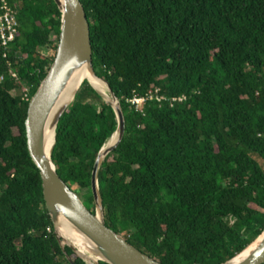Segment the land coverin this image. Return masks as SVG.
Instances as JSON below:
<instances>
[{
	"label": "trees",
	"instance_id": "trees-1",
	"mask_svg": "<svg viewBox=\"0 0 264 264\" xmlns=\"http://www.w3.org/2000/svg\"><path fill=\"white\" fill-rule=\"evenodd\" d=\"M7 1L20 26L0 57V264H85L56 239L24 129L61 12L53 0ZM80 1L95 73L126 121L99 171L106 226L162 264L233 258L264 230V0ZM156 89L187 100L150 101L144 114L128 101ZM117 125L84 81L56 127V172L93 212V165Z\"/></svg>",
	"mask_w": 264,
	"mask_h": 264
},
{
	"label": "water",
	"instance_id": "water-1",
	"mask_svg": "<svg viewBox=\"0 0 264 264\" xmlns=\"http://www.w3.org/2000/svg\"><path fill=\"white\" fill-rule=\"evenodd\" d=\"M61 12L59 42L54 61L41 81L36 93L27 105L24 121L26 149L30 159L39 170L42 180L43 199L47 212L54 226V233L60 247H69L85 264H162L142 253L123 236L106 226L104 207L99 187V171L105 157L113 151L124 137L126 121L119 98L112 91L108 81L95 73L92 62V43L90 24L80 0H53ZM84 70H90L106 86V93L98 91L89 81H81L69 103L59 101L65 91L73 85ZM86 81L109 102L115 112L117 129L98 152L91 174V190L95 203L94 212L84 205L81 198L72 191L56 172L52 153L56 145L55 131L57 124L67 107L74 100L81 84ZM53 132L50 150L46 146V132ZM64 220L90 243V260L84 257L76 246L67 242L57 232V227ZM253 246V248H251ZM71 264L72 259L67 256ZM221 264H264V230L261 235L243 251Z\"/></svg>",
	"mask_w": 264,
	"mask_h": 264
},
{
	"label": "built area",
	"instance_id": "built-area-1",
	"mask_svg": "<svg viewBox=\"0 0 264 264\" xmlns=\"http://www.w3.org/2000/svg\"><path fill=\"white\" fill-rule=\"evenodd\" d=\"M19 21L16 10L8 3L7 0L0 1V57L7 59L10 52L13 50V44L16 41L19 31ZM16 77V74H13ZM26 97L27 94H26ZM185 95L177 97H167L160 94V90H150L145 96L135 95L128 101L135 106L138 112L144 114V105L150 101H156L158 104L165 102L169 103L171 107L175 104L186 102Z\"/></svg>",
	"mask_w": 264,
	"mask_h": 264
},
{
	"label": "bare ground",
	"instance_id": "bare-ground-1",
	"mask_svg": "<svg viewBox=\"0 0 264 264\" xmlns=\"http://www.w3.org/2000/svg\"><path fill=\"white\" fill-rule=\"evenodd\" d=\"M89 78V81L91 84L101 93H106V86L105 83L96 78L95 75L90 70H84L81 76L77 79V81L71 85L63 94L59 101L60 104H67L71 101L72 96L78 86V84ZM53 132L47 131L46 132V146L48 151L50 150L52 144L54 143L53 140ZM115 140V137L109 140V143L113 142ZM57 232L60 236H62L67 242L73 244L78 248L80 253L84 255V257H89V253H91V246L89 242H86L83 240L82 236H80L66 221L62 220L60 224L57 227ZM253 248V246L251 247ZM90 260H95V258L89 257Z\"/></svg>",
	"mask_w": 264,
	"mask_h": 264
},
{
	"label": "rangeland",
	"instance_id": "rangeland-1",
	"mask_svg": "<svg viewBox=\"0 0 264 264\" xmlns=\"http://www.w3.org/2000/svg\"><path fill=\"white\" fill-rule=\"evenodd\" d=\"M42 53L45 54V55H48V56L53 54V52L49 51V50H43ZM82 201H84V200L82 199Z\"/></svg>",
	"mask_w": 264,
	"mask_h": 264
}]
</instances>
